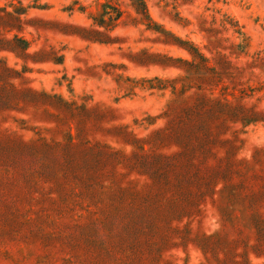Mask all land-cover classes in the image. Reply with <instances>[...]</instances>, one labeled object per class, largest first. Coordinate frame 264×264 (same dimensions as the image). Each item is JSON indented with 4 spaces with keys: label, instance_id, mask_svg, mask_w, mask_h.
Masks as SVG:
<instances>
[{
    "label": "rangeland",
    "instance_id": "obj_1",
    "mask_svg": "<svg viewBox=\"0 0 264 264\" xmlns=\"http://www.w3.org/2000/svg\"><path fill=\"white\" fill-rule=\"evenodd\" d=\"M0 0V264H264V0Z\"/></svg>",
    "mask_w": 264,
    "mask_h": 264
},
{
    "label": "trees",
    "instance_id": "obj_2",
    "mask_svg": "<svg viewBox=\"0 0 264 264\" xmlns=\"http://www.w3.org/2000/svg\"><path fill=\"white\" fill-rule=\"evenodd\" d=\"M132 3L136 6V9L139 12H146L147 11V5L144 0H131Z\"/></svg>",
    "mask_w": 264,
    "mask_h": 264
}]
</instances>
